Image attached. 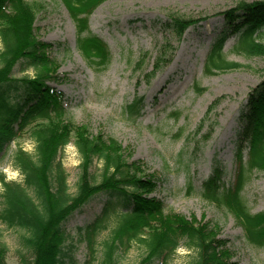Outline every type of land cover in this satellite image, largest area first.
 <instances>
[{
    "label": "rangeland",
    "instance_id": "rangeland-1",
    "mask_svg": "<svg viewBox=\"0 0 264 264\" xmlns=\"http://www.w3.org/2000/svg\"><path fill=\"white\" fill-rule=\"evenodd\" d=\"M26 1L38 5L36 36L53 44L50 58L55 61L56 77L50 85L64 95L62 121L71 119L93 137L102 134L114 140L127 160L141 165L148 175L157 174L160 181L151 196L162 201L166 213L217 224L231 261L264 264V248L248 244L234 215L201 197L203 182L212 175L215 161L225 168L223 183H233L240 112L250 90L264 78V56L235 52L236 36L227 40L223 53L226 60L240 64L238 68L209 74L207 57L225 27L221 13L242 2L261 0H106L89 18L91 33L106 43L111 53V61L102 71L78 51L75 22L61 0ZM172 16L209 18L177 37L168 27ZM260 41L264 43V29ZM158 59L163 60L160 69H156ZM36 73L34 69L23 72L17 65L13 76L32 78ZM139 96L145 100L143 114L130 121L123 113L124 106ZM41 125L32 126L7 149L0 164V175L7 182L23 181L13 156L19 148L35 153L31 133ZM243 155L246 160V149ZM60 159L70 193L75 195L82 157L73 141ZM101 168V162L95 161L91 169L99 179ZM243 196L253 214L264 212V171L251 174ZM106 202L103 195L94 198L65 223L72 264H105L106 245L112 240L119 211L111 212L105 228L95 235L88 236L87 228L102 215ZM2 203L0 182V212ZM25 235L24 230L7 228L0 221V239L7 245L9 264L30 259L23 245ZM145 255V249L132 242L119 245L113 259L115 264H140ZM172 258L167 264H197L198 253L183 242Z\"/></svg>",
    "mask_w": 264,
    "mask_h": 264
},
{
    "label": "trees",
    "instance_id": "trees-1",
    "mask_svg": "<svg viewBox=\"0 0 264 264\" xmlns=\"http://www.w3.org/2000/svg\"><path fill=\"white\" fill-rule=\"evenodd\" d=\"M61 1L75 22L78 51L89 64L104 70L111 61V53L106 43L91 33L89 18L106 0ZM37 8L38 5L26 0H0V164L21 134L42 123L31 133L35 153L19 148L13 156V164L23 175V181L7 182L0 175L3 199L0 221L7 228L25 231L23 245L31 255L20 264H72V247L66 245L64 225L73 213L100 195L107 202L102 215L87 228L88 236L105 228L111 212L120 214L112 240L106 245L105 264H115L114 250L132 242L145 249L140 264H167L183 242L197 251V264H236L231 261L226 241L220 238L217 224L198 221L195 216L189 219L166 213L162 201L151 196L160 181L157 174L148 175L141 165L127 160L114 140L102 134L93 137L71 119L62 121L66 114L64 95L50 85L56 77L55 61L50 58L53 44L35 34ZM221 15L226 23L207 57L209 74L240 66L224 57L225 44L232 36H236L235 52L249 57L264 56V43L260 41L264 0L239 3ZM208 18L172 16L168 27L174 35L182 37L188 28ZM157 61L156 69H160L163 60ZM17 65H21L23 72L34 69L37 73L32 78L14 77ZM248 95L239 116L234 181L230 185L223 183L225 168L215 161L212 175L203 182L201 197L227 208L243 228L248 244L264 248V212L253 214L243 196L251 174L264 171V78ZM144 108V97L139 96L124 106L123 113L128 120L136 121ZM72 141L82 157L75 195L70 193L60 159L61 152ZM95 161L102 164L100 179L91 172ZM192 188L189 184L188 194ZM7 253V245L0 239V264H9Z\"/></svg>",
    "mask_w": 264,
    "mask_h": 264
}]
</instances>
